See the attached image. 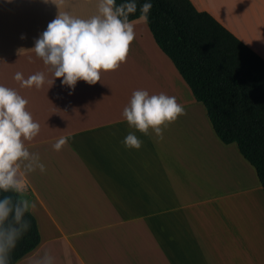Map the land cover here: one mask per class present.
Here are the masks:
<instances>
[{
  "label": "crops",
  "instance_id": "crops-1",
  "mask_svg": "<svg viewBox=\"0 0 264 264\" xmlns=\"http://www.w3.org/2000/svg\"><path fill=\"white\" fill-rule=\"evenodd\" d=\"M190 2L264 60V0ZM97 3L0 0V85L27 99L26 108L40 124V132L26 146L46 166L45 173L37 170L28 176L30 189L24 194L37 206L31 214L40 243L16 264H45V257L51 264H98L101 221L142 226L145 246L119 252L116 264H219L214 254L223 250L204 226L206 217L188 232L180 224L193 222L197 207L216 197L223 201L246 194V185L239 183L249 176L255 190L262 189L236 145L217 139L203 105L159 50L146 21H133L135 37L126 61L115 71L102 72L94 85L78 81L69 89L61 79L51 85L48 81L53 77L46 66L28 51L58 12L88 18L96 14ZM17 72L25 79L43 72L46 81L39 89L22 88L13 79ZM136 90L150 95L163 92L184 107L185 114L164 127L162 140L136 132L123 119V109ZM128 132L140 138V149L122 144ZM60 136L69 141L57 152L53 144ZM247 168L252 175L247 176ZM253 205L248 201V206ZM235 218L241 227L243 222ZM263 222L264 218L256 219L253 229ZM202 253L207 261L199 263ZM244 253L247 264H264L258 252Z\"/></svg>",
  "mask_w": 264,
  "mask_h": 264
},
{
  "label": "clouds",
  "instance_id": "clouds-1",
  "mask_svg": "<svg viewBox=\"0 0 264 264\" xmlns=\"http://www.w3.org/2000/svg\"><path fill=\"white\" fill-rule=\"evenodd\" d=\"M152 7L150 0L140 5V19L147 21ZM137 10V0H123L119 4L117 0H98L96 14L88 18L68 11L58 12L28 51L46 66L53 77L48 81L51 85L56 79H61V84L69 89L78 81L94 85L100 81L102 72L115 71L126 61L135 37L130 16ZM13 79L22 88L37 89L46 81L43 72L27 79L17 72ZM27 104V99L15 89L0 85V264H9L18 239L31 228L30 220L25 217L35 212L37 206L24 196L30 189L28 176L37 170L46 172L39 155L31 153L26 146L40 132V124L27 110ZM184 114V107L174 96L136 90L122 117L136 132L154 134L162 140L164 127ZM68 141L69 137H58L53 149L59 152ZM122 144L126 149L138 150L142 141L135 132H128ZM45 264H51L47 257Z\"/></svg>",
  "mask_w": 264,
  "mask_h": 264
},
{
  "label": "trees",
  "instance_id": "trees-1",
  "mask_svg": "<svg viewBox=\"0 0 264 264\" xmlns=\"http://www.w3.org/2000/svg\"><path fill=\"white\" fill-rule=\"evenodd\" d=\"M144 2L137 0L132 21L140 18ZM150 2L146 24L155 44L203 105L217 139L235 144L254 169L264 194V60L190 0ZM25 219L31 228L18 239L9 264L40 243L36 219L31 213Z\"/></svg>",
  "mask_w": 264,
  "mask_h": 264
},
{
  "label": "rangeland",
  "instance_id": "rangeland-1",
  "mask_svg": "<svg viewBox=\"0 0 264 264\" xmlns=\"http://www.w3.org/2000/svg\"><path fill=\"white\" fill-rule=\"evenodd\" d=\"M248 169L247 176L251 174ZM252 172L254 175L253 170ZM240 184L246 185V194L224 199L223 201H220L216 197L207 204L205 203L206 205L203 204L204 206L197 207L198 218H195L193 222L190 224L186 222L180 224L184 225L182 231L188 232L187 230H189L192 224L195 225V228H198V223L200 222L199 226L200 224L202 225V221L206 217L204 226L209 230L213 240L215 239L217 248L222 247L223 250V253L214 254V261L219 262V264H244V260L245 264H247V255L244 252L248 250L258 252L257 256H259V260L264 261V224H262L261 228L257 227L253 229L256 219L262 222V218H264V194L262 190H255V184L250 176L242 179V183L240 182ZM216 191H212L209 195L212 196L213 192ZM200 196L202 198L205 197V195ZM248 201H251L252 204L254 203L253 207L248 206ZM231 202H234L235 205L238 204L240 211L241 207H245L244 210L246 211L243 214L250 221L247 220L246 222V219H243L241 227L239 226L240 224L238 225L237 220H235L236 214L231 213V209H227L228 206H231ZM184 215L181 214L179 216L181 219H185ZM189 219L192 220L193 218L190 217ZM141 229V225H136L133 228L127 223L98 222V264H116L114 258L116 259L119 252L127 251L126 248L134 247L141 249L144 247V238L140 236ZM251 235H255V239H252ZM200 256L199 263L206 260L205 253H202ZM181 257L185 259V255Z\"/></svg>",
  "mask_w": 264,
  "mask_h": 264
},
{
  "label": "bare ground",
  "instance_id": "bare-ground-1",
  "mask_svg": "<svg viewBox=\"0 0 264 264\" xmlns=\"http://www.w3.org/2000/svg\"><path fill=\"white\" fill-rule=\"evenodd\" d=\"M248 203V202H247ZM245 207H241V211H240V208L239 207H236L234 205L231 206V213L233 214H236V217L239 218V221L240 223L243 222L245 219H246V222L248 220V218H245V214H243V212L245 213L246 210H244ZM263 217V215H262ZM244 219V220H243ZM250 221V220H248ZM264 223V222H263ZM242 224V223H241ZM254 250V249H253ZM256 250H257V247H256ZM256 252V251H255ZM256 254V253H255Z\"/></svg>",
  "mask_w": 264,
  "mask_h": 264
}]
</instances>
